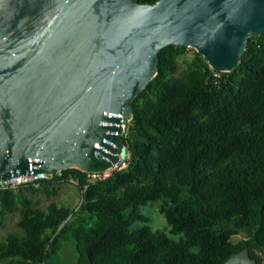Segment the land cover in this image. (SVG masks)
Wrapping results in <instances>:
<instances>
[{
  "label": "trees",
  "instance_id": "trees-1",
  "mask_svg": "<svg viewBox=\"0 0 264 264\" xmlns=\"http://www.w3.org/2000/svg\"><path fill=\"white\" fill-rule=\"evenodd\" d=\"M187 49L162 47L157 73L134 97L126 166L96 181L75 166L59 171L79 179L76 208L31 197L56 194L55 176L0 187V216L18 212L20 228L0 239V264H53L68 233L72 264H220L243 247L264 264V31L248 37L231 71L192 48L178 74ZM154 202L162 228L143 212Z\"/></svg>",
  "mask_w": 264,
  "mask_h": 264
},
{
  "label": "water",
  "instance_id": "water-1",
  "mask_svg": "<svg viewBox=\"0 0 264 264\" xmlns=\"http://www.w3.org/2000/svg\"><path fill=\"white\" fill-rule=\"evenodd\" d=\"M263 31L264 0H0V180L111 167L162 47L231 71Z\"/></svg>",
  "mask_w": 264,
  "mask_h": 264
},
{
  "label": "rangeland",
  "instance_id": "rangeland-1",
  "mask_svg": "<svg viewBox=\"0 0 264 264\" xmlns=\"http://www.w3.org/2000/svg\"><path fill=\"white\" fill-rule=\"evenodd\" d=\"M192 47H188L187 51L178 58V74L183 72L187 66V62L190 60ZM125 127L123 128V132ZM56 194H45L39 192L31 197L37 202L38 206L44 208L51 201L58 203L59 205H65L71 209L78 206L81 201V191L78 186L72 185L68 182H61L57 185ZM159 203H149L143 207V212L150 217L149 225L152 229L162 228L164 226V219L158 212ZM19 218L18 212H7L3 217L0 216V239H2L7 232L20 231L17 226V220ZM243 233H238L233 236V240H237L243 237ZM75 258L74 241L71 235L68 233L67 238L63 241L62 249L59 255L54 259L53 264H72Z\"/></svg>",
  "mask_w": 264,
  "mask_h": 264
},
{
  "label": "built area",
  "instance_id": "built-area-1",
  "mask_svg": "<svg viewBox=\"0 0 264 264\" xmlns=\"http://www.w3.org/2000/svg\"><path fill=\"white\" fill-rule=\"evenodd\" d=\"M125 155L120 156L119 154L118 160L114 162L112 166L109 168H106L104 170H97V171H86L87 181H96V180L105 179L109 177L114 170L126 166ZM59 171L60 170H57L53 175L47 174L45 172H37L36 174L13 175L10 176L9 179L0 180V187L16 189L19 185H23V184H31L33 187H39L42 181L48 180L53 176L59 178L61 182H68L72 185L78 186L79 179L77 176L71 174L62 175L60 174Z\"/></svg>",
  "mask_w": 264,
  "mask_h": 264
}]
</instances>
